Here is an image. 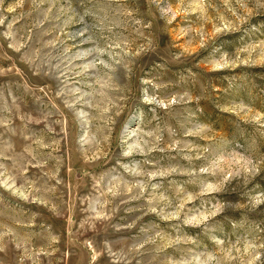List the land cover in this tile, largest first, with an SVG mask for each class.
I'll return each mask as SVG.
<instances>
[{
  "label": "rangeland",
  "instance_id": "obj_1",
  "mask_svg": "<svg viewBox=\"0 0 264 264\" xmlns=\"http://www.w3.org/2000/svg\"><path fill=\"white\" fill-rule=\"evenodd\" d=\"M0 264H264V0H0Z\"/></svg>",
  "mask_w": 264,
  "mask_h": 264
}]
</instances>
